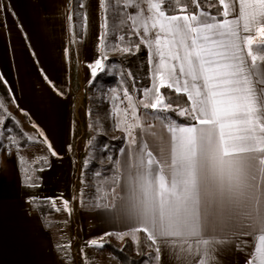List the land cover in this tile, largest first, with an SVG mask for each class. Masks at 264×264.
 <instances>
[{
	"label": "snow or ice",
	"instance_id": "obj_1",
	"mask_svg": "<svg viewBox=\"0 0 264 264\" xmlns=\"http://www.w3.org/2000/svg\"><path fill=\"white\" fill-rule=\"evenodd\" d=\"M111 2L101 0L105 7ZM207 3L216 14L189 12L188 4L199 9L200 0H125L123 5L115 0L113 26L122 7L132 9L119 24L126 27L130 21V30L152 49L158 95L144 106L172 110L159 93L162 87L174 88L191 103L178 115L190 116L193 125H168L170 154L163 136L153 145L159 160L148 144L141 147L133 140V162L126 165L127 177L120 185L125 195L118 206L104 207L122 222L144 225L138 230L149 232L150 240L196 237L204 245L202 252H211L209 244L215 243L202 239L209 228L256 229L260 243L251 264H264V190L256 184L257 171L264 174V155H257L264 154V57L252 50L264 51V41L257 43L251 34L264 36V0ZM104 59L89 65L92 76ZM124 95L128 97L127 90ZM233 128L243 134L226 132ZM91 244L103 247L95 240Z\"/></svg>",
	"mask_w": 264,
	"mask_h": 264
},
{
	"label": "crops",
	"instance_id": "obj_2",
	"mask_svg": "<svg viewBox=\"0 0 264 264\" xmlns=\"http://www.w3.org/2000/svg\"><path fill=\"white\" fill-rule=\"evenodd\" d=\"M82 9L83 33L78 39L72 21V0H0V74L7 81L6 85L12 96L10 108L13 110L10 112L15 118L16 112L24 116L28 127L41 137L42 142L44 138L41 133L46 134V126L49 135H46L48 138L45 144L47 148L51 145V151L48 148L49 153L52 155L51 152L54 151L56 155L52 156L60 159L61 168L66 170H70L72 164L67 162L66 155L71 124L75 128L78 119V93L94 77L89 65L104 56V6L101 0H83ZM127 11L131 13L132 9L127 8ZM138 30L142 33V29ZM251 34L257 43L264 41V36H258L255 31ZM139 37L142 39V35ZM252 50L258 58L264 57V51H258L255 46ZM147 51L150 86L143 92L141 99L156 93L155 89L159 85L150 62L152 49L147 47ZM247 62L251 64L250 57H247ZM261 63L264 64V61ZM115 92L112 91L110 96L113 97ZM156 120L158 123L155 127L151 125L148 128L159 132L157 143L161 136L164 137L169 154L172 133L168 131V125H193L191 117L188 121H175L172 124ZM196 126L199 127L198 124ZM145 128H136L137 134L142 135ZM22 131L25 132L24 129ZM226 132L232 135L243 134L234 128L226 129ZM140 135L137 136L136 143L143 146L144 142L138 141ZM127 138L125 135L124 148L127 145L132 151L135 146ZM28 146L29 143L24 148ZM16 149L18 148L12 147L8 150L2 146L0 150V264H78V252L74 247L70 254L62 257L61 245L58 244L63 239L60 232H56L46 220H42L35 206L31 204L30 198L46 197L33 191L36 185L22 183ZM47 155L43 153L41 158L48 159ZM257 155L260 157L264 154ZM153 156L159 160L158 148ZM119 160L120 157L118 162ZM49 163L47 167L36 170L37 175L50 170L53 162ZM121 176L120 172V183L116 188L121 187ZM256 184L264 190V174L259 170L256 173ZM124 195V191L112 198L107 195L108 205L118 206ZM99 210L103 211L101 213L105 219L103 217L101 220L85 222L86 232L81 236L85 244L95 237L102 239L109 232L145 227L140 223L135 226L121 225V220L114 218L111 208L83 209L80 214L85 216L91 212L98 213ZM108 222L112 225L104 226ZM144 233L149 237V232ZM259 235L258 230L249 227L209 228L202 239L215 241L209 244L211 252H202L204 245L196 237H164L152 242L158 252V264H201V261L204 264H251L260 243ZM100 244L103 245V241ZM102 248L104 250L101 249L100 258L105 257L108 264H120L116 257Z\"/></svg>",
	"mask_w": 264,
	"mask_h": 264
},
{
	"label": "trees",
	"instance_id": "obj_3",
	"mask_svg": "<svg viewBox=\"0 0 264 264\" xmlns=\"http://www.w3.org/2000/svg\"><path fill=\"white\" fill-rule=\"evenodd\" d=\"M120 2L122 5L125 3L124 0ZM82 3L83 0H72V21L78 39L83 33ZM114 4L115 0H112L106 7L104 6L102 49L104 52L115 54L104 55L107 59L102 61V69L90 80L87 96L90 138L84 158V189L80 195L81 202L87 210L104 208L108 205L107 194L117 187L116 178L120 177L118 159L125 142V135L117 127L115 111L109 100L110 93L112 91L124 93L127 90V93L135 99H141L143 92L150 86L146 44L141 42L142 39L135 34V30H130L132 29L130 21L128 26H120V19L126 18L128 14L127 8H121L119 16L115 17L116 26H113ZM188 9L189 12L203 9L210 14H216V9L209 7L207 0H200L199 9L191 4H188ZM121 36L125 37L123 41L120 40ZM136 45L139 47L137 48ZM124 47H129L131 51L123 52ZM161 94L164 103L172 106L170 111L163 110L162 115L178 122L183 121L180 120L181 116L178 113L181 109H190L187 97L167 87L161 88ZM12 102L7 85L4 81H0V103L4 106L0 109V130L11 141L14 139L17 142L12 143V147L24 148L29 143L28 137L9 111ZM48 165L45 158L37 161L20 158L22 183L33 185L40 183L34 172ZM30 202L44 221L45 215L53 212L49 198L33 197L30 198ZM103 247L116 257L120 264H158V252L152 240L143 231L109 232L103 237Z\"/></svg>",
	"mask_w": 264,
	"mask_h": 264
},
{
	"label": "rangeland",
	"instance_id": "obj_4",
	"mask_svg": "<svg viewBox=\"0 0 264 264\" xmlns=\"http://www.w3.org/2000/svg\"><path fill=\"white\" fill-rule=\"evenodd\" d=\"M115 53L104 52V55H110ZM90 90L89 84L82 88V91L78 93L77 103V114L78 119L76 122V127L74 124H71L69 132V145H67V162L72 163L70 170L61 168V160L55 159L50 155L47 145L41 141V137L34 132L31 127H28L25 117L16 112V121L21 129H24L28 137L29 146L27 148H18L17 157L20 161V158L24 157L28 160L36 159L39 160L43 153L48 154L46 161L53 162V167L48 171H42L38 175L34 172V176L39 178L40 183L34 184L33 191L38 195H43L46 198H49L50 205L53 208V212L45 215L46 223H48L53 230L60 232L61 238L58 242L60 246V252L62 257L66 254H70L73 247L78 252L79 262L78 264H108L105 261V257L100 258L99 254L104 250L102 247L93 246L91 242L93 240L97 241L100 244L103 241V238L95 237L90 240L87 244L85 241H82L81 236L85 234V222L87 220H101L105 216L102 210H99L98 213H89L88 215L82 216L80 210L85 209L81 202V192L84 189L83 185V176H84V158L87 152L88 141L90 138V129L88 127L87 121V96ZM111 94V93H110ZM113 97L109 95V100L111 106L115 111L117 127L120 131L124 132L128 137L129 141L137 140L136 128H145L144 133L140 135L139 142L143 141V144L149 145V151L154 154L156 148L153 147V143H157L159 132L153 131L148 127L151 125L157 124L159 119L163 121L164 124H172L176 120L169 117H164L162 115V108L158 106L156 110L151 109L150 107H145V104H150L155 101L158 93H152L143 99H135L128 94V97H125L124 93H114ZM159 95H161L159 93ZM13 110L9 107V111ZM190 117L181 116L180 120L188 121ZM131 126V127H130ZM73 128V129H72ZM46 131L43 135L44 141L49 135L47 133V128L44 126ZM139 137V136H138ZM0 143L5 149L10 150L12 148L11 139L6 137L4 133L0 130ZM141 146V145H140ZM120 152L119 160V171L122 174L121 182L123 183L127 177V164L133 162V150L127 148V145L124 148L122 146ZM142 147V146H141ZM124 150V151H122ZM50 165V163H49ZM66 167V165H64ZM74 167V168H73ZM122 192L121 187L115 188L109 194V198L117 195ZM57 195L61 197H56ZM63 197V198H62ZM103 214V215H102ZM85 217V218H84ZM121 225H132L135 226L134 222H122ZM112 225L110 222L106 223L104 226ZM103 226V227H104ZM69 239V240H68ZM84 242V243H83ZM80 244V245H79ZM77 256V254H76Z\"/></svg>",
	"mask_w": 264,
	"mask_h": 264
}]
</instances>
